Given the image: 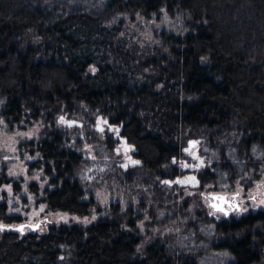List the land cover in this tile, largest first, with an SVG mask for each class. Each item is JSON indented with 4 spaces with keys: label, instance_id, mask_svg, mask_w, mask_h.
<instances>
[{
    "label": "trees",
    "instance_id": "1",
    "mask_svg": "<svg viewBox=\"0 0 264 264\" xmlns=\"http://www.w3.org/2000/svg\"><path fill=\"white\" fill-rule=\"evenodd\" d=\"M162 9L183 17L179 32L130 30L133 23L149 32L147 23ZM0 97L6 119L50 125L33 147L50 179V210L86 216L95 204L79 179L82 156L54 122L80 110L122 128L141 162L133 176L152 181L158 210L188 216L181 237L199 244L204 229L214 238L190 255L170 238L143 247L137 219L118 207L85 229L4 231L0 264H264V210L222 220L205 211L203 219L182 215L190 200L179 205L156 181L179 174L172 159H182L193 140H202L211 160L197 174L202 187L231 185L242 170L259 175L264 0H0ZM8 181L0 172V186ZM15 219L0 201V222Z\"/></svg>",
    "mask_w": 264,
    "mask_h": 264
},
{
    "label": "rangeland",
    "instance_id": "2",
    "mask_svg": "<svg viewBox=\"0 0 264 264\" xmlns=\"http://www.w3.org/2000/svg\"><path fill=\"white\" fill-rule=\"evenodd\" d=\"M165 13L167 14L166 16ZM179 20H183L181 15L176 14L174 18L164 10L147 23V28L151 29L149 30L150 33L147 32L148 30L144 26L133 23H129V28L146 36L163 31L179 32L180 27L177 24ZM0 100L4 101L2 97H0ZM4 103L0 104V118L4 120V123H0V172L4 173L9 181L0 186V197H2L0 201L7 203L8 214L15 217L17 222L6 225L26 224L29 221L32 223L41 222L40 230L26 229L24 235L28 233L46 234L54 226H78L85 229L107 218L119 207L120 212H129L134 220L137 219L139 236L142 238L143 247L150 240L170 238L177 242L176 246H179L177 251L180 254L190 255L193 251L197 252V249L204 251L203 248L206 245L208 246L209 241H214V238L208 239L209 236H207L204 229L199 232V244L197 241L195 242L196 239L192 236H180L185 232V228L189 223L188 216L185 218L181 215L176 216L172 214L173 212L158 210L159 204L154 199L156 193L153 190V185H151L152 181L141 175L133 176V171L140 168L141 163L133 167L126 158L131 156L132 159L138 160L135 148L133 147V150L128 151L125 155V142L127 145L131 144L122 136V128L112 125L114 128L119 129V136H117L115 132L108 129L107 125L103 124L104 120L107 122L108 120L96 113L88 114L80 110L72 113L64 111L54 119L56 127L64 134L66 145L82 156L83 162L79 169V179L86 193L85 199L89 201L92 199L95 203L94 207L86 216L50 210L45 202V190L52 188L50 179L45 173L44 166L39 163V155L34 149L36 148L34 144L39 141L41 133L50 125L45 119H27L22 121L23 123H14L3 115ZM61 116L65 117L66 120H73L77 123L68 126L60 121ZM108 124L111 125L109 122ZM100 127L104 128L103 132L99 130ZM17 132H31L32 136L31 138H21L16 135ZM120 137L123 139H120ZM16 141H19V143H16ZM195 141H199V144L194 150L204 159L205 164L210 165L211 160L207 155L208 150L201 148L202 140ZM188 147H190V143L186 148ZM12 148H15L16 151H12ZM117 148H120L119 155L116 152ZM5 155L9 156L10 159L5 161ZM29 157H32V159H29ZM93 157L95 158L93 159ZM176 161L177 163L173 165L180 169L179 174L173 179L165 180H175L177 177L183 178L187 175H195L197 177L198 172L204 169L182 168L181 162L183 161L197 163L186 152H184L182 159ZM125 163L129 165L127 169L121 167ZM10 169L17 175H9ZM37 176L39 179H36ZM156 181H160L161 186L168 187V190L173 193L171 195L172 199L179 205H183L190 200L182 215H187L188 213V215H192L195 218L201 217L203 219L204 216L202 214L205 211V214L210 218H215L208 214L209 209L199 196L186 194V191L198 192L203 190L202 184H200L201 187L199 189L188 187L185 191L179 185L173 184L169 186L162 183L164 180L157 179ZM5 185H11L12 190L10 193L5 189ZM41 205L45 206L43 212H39ZM16 209H19V211H16ZM260 210L264 209H250L249 212L232 216L241 217L250 212L255 213ZM154 211L159 215V220L153 216L152 212ZM37 212H39V215H34ZM61 216H64L65 219H61ZM93 216H95V219H92ZM85 218H87L88 222H85ZM224 218L226 217L222 216L217 220ZM4 231H0V237ZM171 243L174 245L173 242Z\"/></svg>",
    "mask_w": 264,
    "mask_h": 264
},
{
    "label": "snow or ice",
    "instance_id": "3",
    "mask_svg": "<svg viewBox=\"0 0 264 264\" xmlns=\"http://www.w3.org/2000/svg\"><path fill=\"white\" fill-rule=\"evenodd\" d=\"M161 11H164L163 9ZM167 14L165 13V16ZM90 71L95 72L96 68L92 67L90 68ZM4 101L0 100V104H3ZM60 121L68 126H72L76 124V121L73 120H66L65 117L61 116ZM0 123H4L3 118H0ZM23 123V122H21ZM104 125H107L108 129L110 131H113L119 136V129L114 128L112 125H109L106 120L103 121ZM99 127V125H98ZM99 130L101 132L104 131L103 127H100ZM16 135L20 136L21 138H31L32 133L31 132H17ZM120 139H123L120 137ZM16 143H19V141H16ZM190 147L185 148L184 151L188 153L189 156L192 157L193 160L197 161V163H188L187 161L181 162V167L184 169H195L199 170L201 168H207L209 167L208 164H205L204 159L197 154L196 146L199 144V141H190ZM134 146L127 145L125 142V155L128 151L133 150ZM12 151H16L15 148L11 149ZM253 153H256V148L253 147ZM117 154H120V148L116 149ZM95 157H93L94 159ZM128 161L131 162V165L133 167L140 165L139 160L132 159L131 156L126 157ZM10 159L9 156L5 155L4 160L7 161ZM29 159H32V157H29ZM257 159H261V167L259 169V175H257V170L252 169L251 174L247 171L242 170V175L239 176V179L236 180L233 184H228L227 182L221 183L219 190H217L215 185H205L203 187V190H200L198 192H187V188H196L199 189L200 181L197 179L195 175H187L183 178L177 177L175 180H164L162 183L172 186L173 184L179 185L182 189H185L186 194L190 196H199L204 205L209 209L208 214L212 215L216 219H220L223 217H229L232 215H241L243 213L249 212L250 209H264V152L260 153L259 156H257ZM172 163L176 164L177 161L175 158L172 159ZM234 163H241L240 161H234ZM128 164H122L121 167L127 169ZM213 171H215L213 169ZM9 175H17L14 171L11 169L9 170ZM36 179H39L37 176ZM7 192H11V185H5L4 186ZM247 189V190H246ZM2 199V197H0ZM45 210V206L41 205L39 208V212H43ZM16 211H19V209H16ZM39 212L34 213V215H39ZM61 219H65L64 216L60 217ZM92 219H95V216L92 217ZM85 222L87 221V218H85ZM40 230L41 229V222L32 223L29 221L26 224H19V225H6L0 222V231L4 230H15L19 232L20 234H24L25 230Z\"/></svg>",
    "mask_w": 264,
    "mask_h": 264
}]
</instances>
